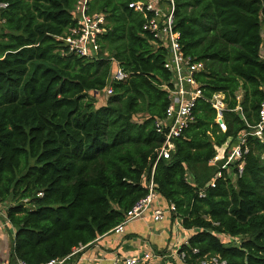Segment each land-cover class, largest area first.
I'll list each match as a JSON object with an SVG mask.
<instances>
[{
  "label": "trees",
  "instance_id": "obj_1",
  "mask_svg": "<svg viewBox=\"0 0 264 264\" xmlns=\"http://www.w3.org/2000/svg\"><path fill=\"white\" fill-rule=\"evenodd\" d=\"M2 1L9 6L0 11V206L14 228L12 264L78 262L84 250L76 248L111 234L148 194L153 167L160 201L176 207L167 219L188 231L178 251L184 264L205 256L264 264V140L251 134L264 102V0H174L182 51L204 64L196 74L202 95L171 157L159 160L165 136L156 121L170 104L172 74L167 43L155 44L130 8L140 0L89 3L88 13L106 20L93 60L61 39L77 28L78 0ZM114 64L128 77L109 84ZM243 134L241 175L210 163Z\"/></svg>",
  "mask_w": 264,
  "mask_h": 264
},
{
  "label": "built area",
  "instance_id": "obj_2",
  "mask_svg": "<svg viewBox=\"0 0 264 264\" xmlns=\"http://www.w3.org/2000/svg\"><path fill=\"white\" fill-rule=\"evenodd\" d=\"M92 0H78L74 8V19L77 28L72 30L71 36L61 38L69 52L88 59H95L100 53V37L106 31V20L103 14H89V3ZM9 4L0 0V11L7 9ZM130 8L143 15L145 22L143 30L149 32L154 39V43L166 42L168 58L165 67L172 74V87L168 89L170 104L167 108L165 118L156 121V130L163 134L165 139L158 149L157 160L169 159L176 148L175 140L182 136L184 130L194 121V108L196 101L201 97L202 91L196 80V74L204 69L201 62H193L192 58L184 55L180 44V33L174 29V0H140L130 4ZM2 22V20H0ZM128 77L121 68H118L109 78V84L113 81H122ZM108 95L112 94L110 86L107 87ZM213 106L218 110L217 123L223 130L226 126L222 119V110L225 105L221 95H215L211 100ZM261 121L253 127L252 135L264 140V102L260 110ZM247 134L238 138L237 144L230 150L231 142L228 140L223 146L217 148V154L211 164L218 165L223 162L222 167L226 170L237 169V174L241 175L244 168V157L248 153L246 144ZM237 163V164H235ZM155 167L152 169L150 180L147 181L148 194L140 199L127 212L122 223L117 225L111 233L121 236L125 233L129 223L151 217L155 221L167 219L170 213L176 211L174 204L168 205L160 201L159 194L155 190L154 175ZM221 173H218V177ZM211 185L214 187L215 182ZM176 224H181L176 220ZM9 224L8 221H6ZM80 245L74 250V254L79 253L87 247ZM194 253L198 250L194 249ZM183 261L185 254H178ZM149 255H137L123 260L122 264H144ZM63 261H52L49 264H62ZM18 264H24L19 262ZM200 264H226L219 256H205Z\"/></svg>",
  "mask_w": 264,
  "mask_h": 264
},
{
  "label": "crops",
  "instance_id": "obj_3",
  "mask_svg": "<svg viewBox=\"0 0 264 264\" xmlns=\"http://www.w3.org/2000/svg\"><path fill=\"white\" fill-rule=\"evenodd\" d=\"M114 71L115 64L111 75ZM157 222L164 223L157 226ZM176 222L168 219L155 221L149 216L133 221L128 224L123 235L111 233L88 245L79 261L74 264H122L127 258L143 254L150 256L144 264H184L178 256V251L183 244H187L189 235L181 224L180 228H176ZM10 228L9 224H1L0 220V264H12L14 233L11 234ZM180 230L185 233L177 240L175 235L180 233Z\"/></svg>",
  "mask_w": 264,
  "mask_h": 264
},
{
  "label": "rangeland",
  "instance_id": "obj_4",
  "mask_svg": "<svg viewBox=\"0 0 264 264\" xmlns=\"http://www.w3.org/2000/svg\"><path fill=\"white\" fill-rule=\"evenodd\" d=\"M263 56H264V53H263ZM97 99H98V101L101 103V102H104L105 97H104V96H99V97H97ZM190 174H192V173H190ZM189 179H191V178H189ZM6 210H7V204L0 206V220H1V224L4 223V225H6V217H5V211H6ZM164 222H165V221H164ZM164 222H162V223L157 222L156 225H157V226L162 225ZM9 226H10V225H9ZM10 227H11V226H10ZM175 227H176V228H180L179 225H176V223H175ZM6 229L9 230L8 228H6ZM10 230H11V234H13V233H14V228L11 227ZM182 233H185V232H184L183 230H180V233H177V234L175 235V237H176L177 240L179 239V237L181 236ZM9 235H10V234H9ZM172 236H173V234H172ZM220 238H221L224 242H226V243H229V242H231V241L233 240V239L230 238L229 236H225V235H220ZM239 241H240V239H238V238H234V242H235V243H239Z\"/></svg>",
  "mask_w": 264,
  "mask_h": 264
},
{
  "label": "water",
  "instance_id": "obj_5",
  "mask_svg": "<svg viewBox=\"0 0 264 264\" xmlns=\"http://www.w3.org/2000/svg\"><path fill=\"white\" fill-rule=\"evenodd\" d=\"M240 117H241V118H243V116H242V115H240Z\"/></svg>",
  "mask_w": 264,
  "mask_h": 264
}]
</instances>
